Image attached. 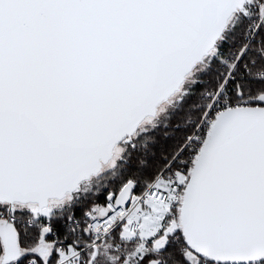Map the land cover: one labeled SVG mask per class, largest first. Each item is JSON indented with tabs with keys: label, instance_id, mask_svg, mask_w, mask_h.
<instances>
[{
	"label": "snow or ice",
	"instance_id": "6c2138e0",
	"mask_svg": "<svg viewBox=\"0 0 264 264\" xmlns=\"http://www.w3.org/2000/svg\"><path fill=\"white\" fill-rule=\"evenodd\" d=\"M0 264H264V0H0Z\"/></svg>",
	"mask_w": 264,
	"mask_h": 264
}]
</instances>
